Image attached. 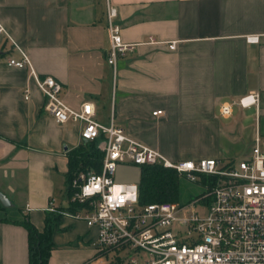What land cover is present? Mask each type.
<instances>
[{
  "label": "crops",
  "instance_id": "obj_1",
  "mask_svg": "<svg viewBox=\"0 0 264 264\" xmlns=\"http://www.w3.org/2000/svg\"><path fill=\"white\" fill-rule=\"evenodd\" d=\"M107 4L121 40L132 43L114 69L106 62ZM0 23V196L8 201L0 197V264H29L20 220L41 230L48 212L67 206L66 153L82 141L80 125L54 121L28 68L8 57L25 52L38 75L61 82L68 105L91 101L96 121L111 120L173 161L230 160L256 132L264 140V35L245 38L264 33V0H0ZM149 36L158 42L145 43ZM250 91L257 106L219 114L221 102ZM248 107L251 121L242 124L239 110ZM61 211L47 264H125L96 252L95 226Z\"/></svg>",
  "mask_w": 264,
  "mask_h": 264
},
{
  "label": "built area",
  "instance_id": "obj_2",
  "mask_svg": "<svg viewBox=\"0 0 264 264\" xmlns=\"http://www.w3.org/2000/svg\"><path fill=\"white\" fill-rule=\"evenodd\" d=\"M115 17L116 8L107 4L106 62L112 69L117 55L132 46L121 40ZM4 32L0 23V35ZM260 35L264 33L245 38L258 42ZM144 42L158 41L149 36ZM167 47L174 48L175 40L168 41ZM6 63L26 66L44 95L43 109L58 123H78L79 138L95 140L102 153L99 171L80 170L70 179L67 204L76 206L61 211L95 226L92 244L97 253L112 252L125 264H264V140L257 132L247 155L239 159L173 161L130 137L111 120L107 124L96 121L91 101L84 100L77 107L68 105L60 96L61 82L51 75H38L25 52L17 59L8 57ZM257 102L258 93L250 91L236 100L221 102L218 112L227 116L234 104L246 107L257 106ZM161 112L154 109L151 114ZM117 163L170 167L202 190L185 201L139 203L137 182L113 180ZM201 174L205 179H200Z\"/></svg>",
  "mask_w": 264,
  "mask_h": 264
},
{
  "label": "trees",
  "instance_id": "obj_3",
  "mask_svg": "<svg viewBox=\"0 0 264 264\" xmlns=\"http://www.w3.org/2000/svg\"><path fill=\"white\" fill-rule=\"evenodd\" d=\"M66 154L65 181L68 196L70 179L80 170L99 171L102 153L96 148L95 140H82L76 147L68 149ZM138 166L137 194L139 203L179 199V178L182 177L177 174L175 169L159 164H140ZM200 179H205V176L201 174ZM75 206L74 203L70 204L69 202L65 207H58L54 211L48 212L41 230L36 229L27 218L20 220L27 231L29 264H47L52 247L51 232L57 228L60 222V211L63 209L72 210Z\"/></svg>",
  "mask_w": 264,
  "mask_h": 264
},
{
  "label": "rangeland",
  "instance_id": "obj_4",
  "mask_svg": "<svg viewBox=\"0 0 264 264\" xmlns=\"http://www.w3.org/2000/svg\"><path fill=\"white\" fill-rule=\"evenodd\" d=\"M251 110L252 109L250 107L239 110V114L244 116L242 120L240 119L242 124H246L247 122L251 121ZM234 134H238V132L235 130ZM249 147V144L246 142L242 148L238 147V149L236 147V151H232L230 153L231 159H239L247 155ZM112 176L113 180L116 182H137L139 178V166L137 164L117 163ZM201 190V186L179 178V200L184 201L186 199L193 198L195 195L201 192ZM63 198L65 197L63 196ZM0 206H2L1 202ZM92 264H107V261L106 258H102L100 263L96 261Z\"/></svg>",
  "mask_w": 264,
  "mask_h": 264
},
{
  "label": "water",
  "instance_id": "obj_5",
  "mask_svg": "<svg viewBox=\"0 0 264 264\" xmlns=\"http://www.w3.org/2000/svg\"><path fill=\"white\" fill-rule=\"evenodd\" d=\"M64 148H66V147H64ZM0 197H1V196H0ZM1 202H2L3 204H7V203H8V201L5 199L4 196L1 197Z\"/></svg>",
  "mask_w": 264,
  "mask_h": 264
}]
</instances>
